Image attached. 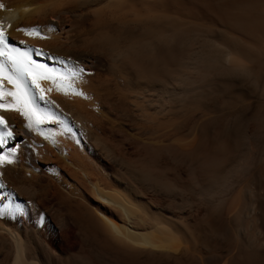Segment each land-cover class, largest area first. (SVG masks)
<instances>
[{"label":"bare ground","instance_id":"6f19581e","mask_svg":"<svg viewBox=\"0 0 264 264\" xmlns=\"http://www.w3.org/2000/svg\"><path fill=\"white\" fill-rule=\"evenodd\" d=\"M0 4V264H264V0Z\"/></svg>","mask_w":264,"mask_h":264},{"label":"snow or ice","instance_id":"6c2138e0","mask_svg":"<svg viewBox=\"0 0 264 264\" xmlns=\"http://www.w3.org/2000/svg\"><path fill=\"white\" fill-rule=\"evenodd\" d=\"M3 5L0 4V8ZM18 31H23L26 35H39V30L36 28L31 29H17ZM52 28H49V31H52ZM0 45H3L5 49H7V37L4 35V32L0 30ZM0 55H7V52H0ZM26 56V54H24ZM10 62L12 63L17 75V78L13 80L12 77H4L8 79L10 83L14 84V87L17 89L16 92H9L7 95L12 96L17 103L20 102L22 99L25 104L28 103L27 101V93L23 91L24 85L23 82L20 80V77H31V85L34 86L36 89H40L41 93H43L44 89L41 88L39 80L41 77L35 74V62L31 61L30 59H13L9 57ZM42 67V66H41ZM49 79L51 77H48ZM51 89H49L50 91ZM59 90V88H58ZM67 94V93H66ZM82 95L83 93H77ZM3 97H0L2 99ZM10 106L0 104V109L9 110ZM14 110L20 111L22 115H26L21 108H15ZM27 118V117H26ZM0 125H4L7 127V122L5 121L4 117L0 116ZM31 128V124L28 125ZM5 135L11 136V132H6ZM2 160V158H0ZM7 163H11V160L6 161Z\"/></svg>","mask_w":264,"mask_h":264},{"label":"rangeland","instance_id":"374dc122","mask_svg":"<svg viewBox=\"0 0 264 264\" xmlns=\"http://www.w3.org/2000/svg\"><path fill=\"white\" fill-rule=\"evenodd\" d=\"M254 110H255V109H254ZM252 112H253V109H252ZM252 112H251V113H252Z\"/></svg>","mask_w":264,"mask_h":264}]
</instances>
